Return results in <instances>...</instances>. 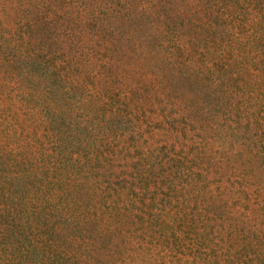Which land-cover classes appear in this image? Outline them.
I'll return each mask as SVG.
<instances>
[{
    "label": "trees",
    "instance_id": "obj_1",
    "mask_svg": "<svg viewBox=\"0 0 264 264\" xmlns=\"http://www.w3.org/2000/svg\"><path fill=\"white\" fill-rule=\"evenodd\" d=\"M8 1L10 7L0 3V264H117L119 225L138 221L114 204L100 211H115L111 231L109 220L88 216L101 181L114 185L120 174L110 175L111 159L99 143L72 152L66 128L72 137L120 143L128 126L135 136L141 115L156 108L157 129L182 137L190 129L201 133L215 102L221 121L232 123L231 137H257L262 151L240 160L249 169H240L245 182L234 192V217L209 206L237 226L229 222L228 237L209 241L208 253L194 254L190 264H264V0ZM145 15L143 34L133 22ZM178 58L187 63L176 64ZM66 107L81 113L73 126L64 123ZM202 141L190 148L192 159L174 161L180 179L207 158ZM154 176L139 177L141 190L161 187ZM133 192L125 196L130 204ZM252 197L258 203L247 208ZM146 202L154 213L144 220L141 211L140 223L162 233L170 249L188 216L158 214L156 199ZM132 250L122 264H149ZM219 250L222 256L215 255Z\"/></svg>",
    "mask_w": 264,
    "mask_h": 264
},
{
    "label": "rangeland",
    "instance_id": "obj_2",
    "mask_svg": "<svg viewBox=\"0 0 264 264\" xmlns=\"http://www.w3.org/2000/svg\"><path fill=\"white\" fill-rule=\"evenodd\" d=\"M0 3L12 5L8 0H0ZM144 10V9H143ZM143 12V11H142ZM9 20L10 18H6ZM149 20L145 16H141L139 20H134V25H140L144 31L146 30ZM164 53V52H163ZM165 55V54H164ZM163 57L157 56V60L162 61ZM186 58H178L175 61L176 64H186ZM129 63V62H128ZM144 68L145 62H144ZM155 73L148 74L145 77L148 81L155 79ZM147 76V75H146ZM191 101L197 100L192 98L194 93H186ZM191 108V107H190ZM193 107L191 108L192 111ZM156 108L148 109L141 115L136 135L133 136V127L128 126L127 136L120 137L123 142L114 141L111 137H72L71 130H67V145H75L71 148L72 152H76L78 145H89L90 141L100 144V152L102 155H108L111 159L107 170L111 171V174H120V177H114V185L109 183L112 181L110 178H105L101 181L99 189L101 194L97 191V196L100 200L96 205L97 208L88 215L89 217L101 216L105 220L110 221V225L107 228L111 231L115 228L117 223H114L116 218L113 214L101 215L102 210H107L109 206H117L120 210L129 214H134L135 220L138 221L136 225L128 226L127 224L119 225V228L123 231L120 232L118 238L114 239V245L119 247V241L121 239V254L116 255L118 258L117 264H122L124 256L131 251L132 255L141 254L145 256V262L149 261V264H190L194 258V254L202 252L208 253V250L212 248L213 244L208 242H215L216 239L222 237H228L229 222H232L237 226L235 218H224L218 212L209 213V206L212 203L221 208L230 216L234 217L235 200L234 192L239 190L240 185L245 182L244 173L240 169H249V163H240L241 159H245L248 156H254L260 153L262 150L257 137H231L232 135V123L221 121L219 118V107L215 102L210 112L205 115V121L203 125L205 128L201 129V133L197 130H192L185 134L182 132V137H174L170 135H164L161 133L160 127L161 118ZM80 111L73 107H66L64 123L74 125L80 118ZM158 116V117H157ZM212 118L211 120H209ZM21 120L24 118L21 116ZM184 121V120H183ZM230 124V125H229ZM65 130V129H64ZM204 139L202 143H205V149H209L206 152L207 158L199 159L196 163L195 170L191 168V172H187L186 179H180L176 174V166L174 161L178 163L179 157H186L192 159L193 153L190 148L195 141L200 143V139ZM197 143L195 148L200 152V148ZM82 155L87 150L81 149ZM211 151V154H210ZM248 161V159H246ZM188 165V164H187ZM189 166V165H188ZM250 167H252L250 165ZM149 171V174L158 181V186L155 191H152L148 186H144V190H141L140 185L137 184L140 176H143L145 172ZM191 177L188 178V175ZM140 175V176H139ZM252 178V174L250 173ZM154 180V179H153ZM186 180V181H185ZM185 182V185L182 183ZM193 181V182H191ZM152 182V180L150 181ZM192 183V184H191ZM260 183V182H259ZM123 187H128L124 193L123 198L116 200L115 197ZM251 190L255 189V184L252 183L249 186ZM151 188H153L151 184ZM133 190H136L133 192ZM142 191V192H141ZM135 199L132 204L126 200L125 196H130ZM104 197L102 198V196ZM29 196H31L29 194ZM156 199L158 202V214L168 212L169 214L178 213L180 210L187 215L189 226L184 224L186 228H181V239L178 242H174L169 249L162 241V233L152 229L148 230L150 226L142 224L141 211L144 215V220L153 215L154 209L146 208L147 202ZM144 201V210H141L140 204ZM258 200L256 197H252L250 201L247 200L246 207L256 206ZM128 205H131L130 209ZM119 213H122L119 211ZM56 224L58 220H53ZM74 227L80 228V221L78 219L73 220ZM56 228L52 226L51 230ZM196 233L195 236H193ZM79 244V240H77ZM216 251L215 255L222 256V251Z\"/></svg>",
    "mask_w": 264,
    "mask_h": 264
}]
</instances>
